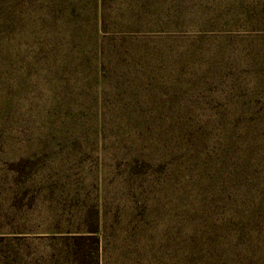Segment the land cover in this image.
<instances>
[{
	"label": "trees",
	"instance_id": "16d2710c",
	"mask_svg": "<svg viewBox=\"0 0 264 264\" xmlns=\"http://www.w3.org/2000/svg\"><path fill=\"white\" fill-rule=\"evenodd\" d=\"M158 2L0 0V77H95L104 68L128 79L113 91L136 104L111 114L128 148L127 183L145 205L133 234L137 264H264V107L234 91L214 97L216 105H183L170 90L164 104H146V43L170 41L176 49L164 46L175 51L182 42H174L183 24L178 6ZM121 4L128 21L115 18ZM218 17L202 26L225 28ZM203 30L199 49L219 33ZM151 31L158 36L146 41ZM197 46L182 55L186 64L198 60ZM74 230L47 264H101L98 215L90 211Z\"/></svg>",
	"mask_w": 264,
	"mask_h": 264
},
{
	"label": "rangeland",
	"instance_id": "374dc122",
	"mask_svg": "<svg viewBox=\"0 0 264 264\" xmlns=\"http://www.w3.org/2000/svg\"><path fill=\"white\" fill-rule=\"evenodd\" d=\"M168 3L178 6L183 24L174 42H182L166 50L174 45L147 33L146 104H164L170 90L183 105H216L214 97L234 91L264 107V0H159L158 6ZM119 8L115 18L128 21L126 7ZM217 15L225 28L202 26ZM203 29L219 33L199 49L194 40ZM194 46L198 60L186 64L182 55ZM108 74L102 68L95 77L51 71L0 77V264H47L90 211L100 222L101 264H137L133 234L145 205L127 183L128 148L111 114L136 101L113 91L126 77ZM102 125L111 132L100 133Z\"/></svg>",
	"mask_w": 264,
	"mask_h": 264
}]
</instances>
